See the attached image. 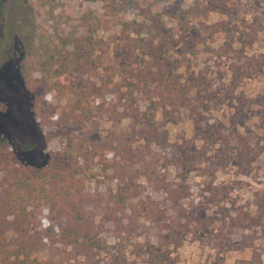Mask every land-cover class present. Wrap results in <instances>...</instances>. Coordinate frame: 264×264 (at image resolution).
Listing matches in <instances>:
<instances>
[{
    "label": "rangeland",
    "instance_id": "rangeland-1",
    "mask_svg": "<svg viewBox=\"0 0 264 264\" xmlns=\"http://www.w3.org/2000/svg\"><path fill=\"white\" fill-rule=\"evenodd\" d=\"M32 41L85 62L68 85L72 101L85 94L84 126L39 116L50 93L39 72L31 83L18 70ZM82 138L116 147L85 177L102 199L98 245L54 241L42 215L38 258L264 264V0H0V190Z\"/></svg>",
    "mask_w": 264,
    "mask_h": 264
},
{
    "label": "trees",
    "instance_id": "trees-1",
    "mask_svg": "<svg viewBox=\"0 0 264 264\" xmlns=\"http://www.w3.org/2000/svg\"><path fill=\"white\" fill-rule=\"evenodd\" d=\"M31 44L30 52L19 63L18 70L21 77L31 83H35L32 81L34 73L39 72L41 79L38 82L50 93L52 102L40 108L39 116L46 122L51 120V112L57 111L55 120L58 122L73 127L84 126L90 113L82 106L85 94L78 93L72 101L68 85L74 84L73 77H78L80 70L86 68L85 62L76 51L57 57L40 42L37 45L32 41ZM70 68L72 77L68 73ZM65 98L68 101L63 104ZM86 141L82 138L77 143L76 139H71L72 153L56 159L48 172H40L36 177L29 170L11 173V183L0 190V264H57L36 256L44 248L45 237L32 227L42 215H49L58 225L53 233L54 241L78 250L87 249V252L98 245L91 212L100 206L102 199L86 191L85 177L90 160L102 156L103 151L116 150V147L109 145L99 149L91 144L88 150ZM81 160L85 166L81 165ZM101 162L103 167L108 166L107 160ZM10 233L15 236L10 238Z\"/></svg>",
    "mask_w": 264,
    "mask_h": 264
}]
</instances>
